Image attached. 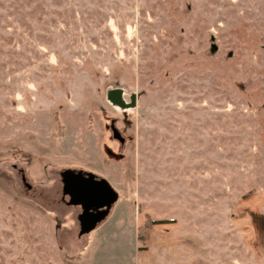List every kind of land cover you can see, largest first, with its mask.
I'll return each mask as SVG.
<instances>
[{
	"label": "rangeland",
	"instance_id": "374dc122",
	"mask_svg": "<svg viewBox=\"0 0 264 264\" xmlns=\"http://www.w3.org/2000/svg\"><path fill=\"white\" fill-rule=\"evenodd\" d=\"M0 264H264V0H0Z\"/></svg>",
	"mask_w": 264,
	"mask_h": 264
},
{
	"label": "water",
	"instance_id": "95a60500",
	"mask_svg": "<svg viewBox=\"0 0 264 264\" xmlns=\"http://www.w3.org/2000/svg\"><path fill=\"white\" fill-rule=\"evenodd\" d=\"M209 39L208 51L213 53L217 49V46L214 43L213 36H210ZM121 91L122 89L119 86L106 88L105 97L112 105L118 106L119 108H129L134 106L136 93L131 92L129 95V101L126 103L121 97ZM113 133L116 136L119 135L118 132L116 134V131H113ZM80 172H85L87 177H80ZM69 175L75 176H73V178H67ZM94 175L95 174L90 171H82L81 169L75 171L74 168H65L61 171L64 183L67 185L70 184L71 186H69L70 190L67 189L64 192L68 193L66 195H68L71 202L80 203L84 210H87L91 205H94L96 208L102 207L99 210L98 215L95 216L86 227H82V232L90 230L94 226L96 220L107 214L111 204L117 196L116 191L110 186L105 178H94Z\"/></svg>",
	"mask_w": 264,
	"mask_h": 264
},
{
	"label": "flooded vegetation",
	"instance_id": "af4514ba",
	"mask_svg": "<svg viewBox=\"0 0 264 264\" xmlns=\"http://www.w3.org/2000/svg\"><path fill=\"white\" fill-rule=\"evenodd\" d=\"M113 87V86H112ZM120 87V86H119ZM122 89V88H121ZM131 92L128 93L127 98H125L123 96V89L121 91V97L124 100V102H128L129 101V95ZM106 98V97H105ZM107 100V99H106ZM110 103V102H109ZM111 104V103H110ZM112 105V104H111ZM115 106V105H112ZM117 108H119L118 106H115ZM128 108V107H127ZM121 110L126 109V108H119ZM106 128H108L110 130L111 133V137L112 139L116 140L119 144H122L124 142V137L121 135V133L119 132V130L116 128L115 124H114V120L110 119L109 123L105 125ZM113 131H116V134L118 132V136L114 135ZM106 152L108 155L110 156H117V154L112 153V151L108 148H106ZM114 156V157H115ZM64 168H77L75 169V171L79 170L80 168L83 167H64ZM82 170V169H81ZM20 174H21V180L23 181V183L27 186V188L31 187V184L27 181V178L25 176V173L23 172L22 168L20 167ZM62 171V170H61ZM61 171L59 172L60 174V178H61V186H60V190H61V194H60V199L62 202H64L67 206H75L77 209L75 211V218L77 221V226H78V234L84 233L81 231L82 227H86V225L92 220L94 219L95 216L98 215L99 210L102 208H96L94 205H91L87 208V210H84L83 207L81 206L80 203L78 202H71L68 195V193H64L67 189L70 190L69 186L70 184H65L63 181V176H61ZM82 171H86V170H82ZM73 176L75 175H69L67 178H73ZM80 177H87L85 172H80L79 173ZM94 178L96 177H100V176H93ZM68 187V188H67ZM71 187V186H70ZM111 207V206H110ZM110 209V208H109ZM109 211V210H108ZM108 213V212H107ZM107 214H105L103 217L99 218L98 220L95 221L94 226L90 229L92 230L98 223H100L106 216ZM80 216V219H79ZM90 230L86 231L89 232Z\"/></svg>",
	"mask_w": 264,
	"mask_h": 264
}]
</instances>
